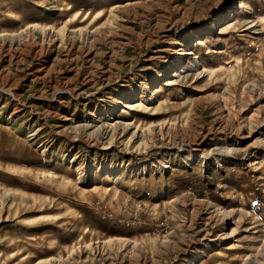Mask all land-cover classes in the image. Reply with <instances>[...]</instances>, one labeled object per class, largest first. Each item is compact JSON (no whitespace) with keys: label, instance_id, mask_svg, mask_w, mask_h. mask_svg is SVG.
<instances>
[{"label":"rangeland","instance_id":"374dc122","mask_svg":"<svg viewBox=\"0 0 264 264\" xmlns=\"http://www.w3.org/2000/svg\"><path fill=\"white\" fill-rule=\"evenodd\" d=\"M173 1L0 0V264H264V0Z\"/></svg>","mask_w":264,"mask_h":264},{"label":"bare ground","instance_id":"6f19581e","mask_svg":"<svg viewBox=\"0 0 264 264\" xmlns=\"http://www.w3.org/2000/svg\"><path fill=\"white\" fill-rule=\"evenodd\" d=\"M137 4H139V3H137ZM134 5H136V4L134 3ZM181 10H182V8L177 4V1L174 0L173 1V5H172L173 14L177 15L179 12L181 13ZM263 21H264L263 19L262 20H258L255 23L253 22V24L255 25V24L260 23V22L262 23ZM177 23L178 22L175 19H173V20L170 19V21H167L166 26L163 27L164 33L166 32L167 34H171V35L173 34L174 36L171 37L170 40H167L166 44H164L163 47L158 48L157 52H156V54H171L174 57V59L170 60V59L167 58L166 61H164L157 69L154 70L153 74L151 76H149V78H147L145 81L141 82V85L138 86L137 89H134V87H133V88H130L128 90V92L122 94L121 97H117V98H115V97L112 98L111 97V98H109L108 101H111V104L108 105V107H107L108 110L113 109V107L117 106L120 103L123 104V107L128 108L129 105H128L127 102H125L127 99L134 98V97H140V98L144 99V98L148 97V94L151 92V87L154 85V83L156 81H158L160 79H163V78L167 79V77H170L171 75H173L174 71L176 72V71H180V70L186 69V68H193V67H196V66H198L200 64V61L196 58L197 55L195 54V51L193 50V48L189 47V44H191L192 40L196 37V35H197V33L199 32V29H200L199 26L203 23V21L200 22V23L198 21L197 22L198 24L195 25V26H192L191 24H189L187 26V28H186L187 31L182 33V34H179V35L175 31ZM204 24H206V23H204ZM213 25H214V23L209 25V28H212ZM167 34H166V36H167ZM154 42H156V40L155 41L153 40V38L151 37V32H150L149 34H147L146 38L144 39V43L149 47V49H151V50L153 49V52H152L153 54H154V45H155ZM43 62L44 63H42V61L39 62V67H41V68L38 67V68H36V70L44 69L45 61H43ZM122 100H124V101H122ZM113 124H114V126H117V125H125V126L126 125H130L129 122H127V121H122L121 122L120 120L119 121H115V123H113ZM203 141H204L203 139H200V142H198V140L194 141L195 143L198 142L197 145H195V146H198L196 149L199 148V146L201 145V143H203ZM202 155L203 156H205V155L207 156V153L204 152V153H202ZM187 157H189L190 159H194V155L192 153L189 154ZM153 166H154V168H156V170L157 169H162L161 167H163V161L161 162L159 160L158 164L154 163ZM151 178L153 179L152 175H151ZM228 235L231 236L232 233H229ZM232 247L233 246L231 244H228L225 247V249H229V248H232ZM219 253H220V251H219Z\"/></svg>","mask_w":264,"mask_h":264}]
</instances>
